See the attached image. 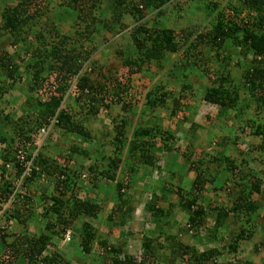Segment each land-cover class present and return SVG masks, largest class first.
Masks as SVG:
<instances>
[{"label":"trees","instance_id":"obj_1","mask_svg":"<svg viewBox=\"0 0 264 264\" xmlns=\"http://www.w3.org/2000/svg\"><path fill=\"white\" fill-rule=\"evenodd\" d=\"M0 1V105L8 108L15 103L16 96L11 98L12 103L6 94L12 96L21 90L22 98L18 106L22 113L17 119L2 114L4 108L0 107V144L5 146L0 152V198L4 202L15 193L14 185L4 178L10 165L15 178L23 179L26 192V196L15 194L23 202L21 207L10 204L11 212L5 213L7 220L14 219L21 226L20 230L12 234L6 226H0V264H70L53 241H65L70 229L76 234L79 258L91 260L90 264H105L107 260L110 264H146L145 257H158L162 246L170 250L165 257L169 264L175 260L218 264L221 255L236 256L241 242L256 236V231L239 226L223 247L202 251L182 241L184 231L200 241L199 230L207 219L213 221V228H207L212 234L220 228L227 231L229 225L236 224L234 220L245 219L244 224H251L256 212L264 208V0H239L238 6L228 3L221 9L210 0ZM195 5L200 6L197 12L206 11L208 15L201 28L161 23L162 16L168 15L179 24ZM93 10L94 15L90 12ZM243 11L247 16H241ZM66 20H71L67 35L54 32L55 24ZM108 34L121 35L111 41ZM8 45L19 47L20 52L9 55L4 50ZM100 51L123 59L127 79L139 73L149 78L142 93L143 104L131 106L134 112L127 103L117 106L125 100L128 85L122 87L117 82V87L107 88L92 77L97 61H92L90 72H81L82 64ZM181 51L184 58L178 56ZM204 59L218 64V72H210ZM188 73L209 81L202 100L217 107L218 118L231 116L227 134H233L241 122L242 130L254 139L260 138V144L249 143L251 147L245 152L234 150L232 155H225L210 146L211 133L205 154L197 159H192L193 150L179 155L194 173L188 186L182 187L180 176L171 167L159 166L160 153L173 152L171 145L176 138L160 126L159 113L169 106L173 115L180 108L181 91L189 85H182L178 76ZM235 78L238 84H234ZM170 85L180 89L178 96ZM71 86L74 96L68 93ZM67 101L71 105L66 109ZM244 101L248 108L241 107ZM117 107L124 114L116 111L112 130L91 126V118L101 108L112 115ZM145 110L150 119H142ZM196 127L192 124L190 129ZM41 129L47 133L57 129L68 140L76 138V144L69 143L65 157L62 152L54 158L46 152L26 150L24 161L17 159L24 143ZM227 134L215 143L216 147L223 146L230 137ZM199 140L194 131L190 143L201 144ZM235 140L244 141L239 137ZM78 142L86 143L87 148ZM255 161L259 167L252 165ZM70 163L74 167L70 168ZM41 177L53 183L55 190L47 194L41 185L39 191L29 186L39 185ZM141 178L146 180L143 186L138 185ZM131 184L139 189L131 190ZM92 190L96 196L87 199ZM29 195L35 196L42 208L38 217L32 213L34 207L27 208L28 201L33 202ZM178 211L185 215L186 229L177 227ZM33 218L44 226L28 236V222ZM134 221H140L137 233L143 260L139 261L119 239L116 243L108 240L119 235L117 229L130 227ZM148 222L153 223L151 230L146 228ZM126 234L133 236L130 231ZM260 245H264V238L254 244V254Z\"/></svg>","mask_w":264,"mask_h":264},{"label":"rangeland","instance_id":"obj_2","mask_svg":"<svg viewBox=\"0 0 264 264\" xmlns=\"http://www.w3.org/2000/svg\"><path fill=\"white\" fill-rule=\"evenodd\" d=\"M56 1H58L57 3H60V0H56ZM210 2L217 3L219 5V8L221 9L227 6L228 3L232 4V6H238L239 0H210ZM2 3L3 2L0 1V5H2ZM199 8H200L199 5H195L193 7L194 12L193 11L188 12V13L186 12L187 15L183 16L184 19H181V20L179 19L180 20L179 24L175 22L173 18L169 17L168 15L162 16L161 23L164 25V23H166L167 21L168 22L170 21L172 22V25H176L182 28H189L193 26L201 28V25H204L208 21L206 19L208 15H206V11L197 12ZM90 12L93 15L96 13L95 10L90 11ZM152 12L153 10L149 11L147 15L150 17L151 15H153ZM247 14L248 13L246 11H243L241 16L245 17L247 16ZM201 21H204L203 24H201ZM54 28H55L53 29L54 32H59V33H63L67 35L69 28H71V20H66V22L61 23V25L55 24ZM120 35L121 34L113 36L111 34H108L107 36L109 40L115 41L120 38ZM100 37L102 38V36ZM4 50H6V52L9 55L13 54L14 52H20L19 47H12L10 45L6 46ZM131 52L133 51H130L128 55L132 54ZM184 52L181 51L178 54V56L180 58H184ZM25 60L26 58L22 62H25ZM93 60L98 62V63H95L97 65H94V63H92ZM122 62H123V59L119 57L118 55L112 54V53L110 54L109 51H102V52L100 51L92 55L88 62L82 64L81 72L82 73L90 72L91 69H93V66H92L93 64L94 65V75H92V77L93 78L95 77L101 83H104V85L107 88H113L114 85L117 87V82L120 83L122 87L123 86L126 87L128 85L129 86L128 90L126 94L124 93L123 95V98L125 100L118 102L117 106L121 107L122 104L127 103L130 105V110L134 112L135 109L133 111L134 107H131V106H134V104H143L142 93H144L145 87L147 88V85L150 82V80L149 78L145 77V75H143L142 73L132 75L130 78L127 79V77H125L127 73V69L123 67ZM203 62L205 63L204 66H207L211 70L210 72H214V73L218 72L217 71L219 69L218 64L211 62V60L207 61L206 59H204ZM100 66H101V70H100ZM174 72L176 73V71ZM188 74H186L187 76L185 75L186 77L182 75L178 76L180 83L182 85H189L188 89L181 91L182 97L181 99H179L180 108L173 115H171L170 113L169 106L166 109L160 110V113H159V116L162 119L160 126L163 128V130H168L170 133L174 134V136L176 137L174 144L171 145L173 152L170 151L166 153L164 151L160 153V156L162 159L159 162L160 164L159 166H162L163 168L171 167L173 169V172L175 171L180 176L179 182L181 183L182 187L188 186V184L194 178V173L192 171H189L188 165H185V163L182 161V158H180L182 152L187 151V150H193L192 159H197L198 157L202 156L203 154H205L206 150L210 148L209 145L207 144V139L209 136L211 137V133L213 134V136L210 139V142H211L210 146H212L213 148H216L217 151H224L225 155H232L234 150L245 152L249 147H251L249 143L254 144V146L255 145L257 146L260 144V138L258 139L257 137V139L256 138L254 139L251 136H248V133L245 129L242 130L243 123L241 122L237 124L238 127H235L233 134H227V133H230L228 129H229V125L232 123L231 116H227L224 119L218 118L217 116L219 112H218L217 107L214 105L208 104L202 100V95H203L202 93H203L204 86H208L209 81L207 80V78L202 79L203 77L201 75H199L198 77L194 75L193 73H190L189 75ZM175 75H177V73ZM238 82H239V79L235 78L234 84H238ZM170 86H171L170 89L173 90L175 93H177L176 96H178L180 89L175 90L173 85H170ZM20 87H22V85H20ZM73 89L74 87L71 86L68 93L71 95L76 93ZM11 95L12 96H9V94H6L5 98H10V100L12 98L14 100V97L16 96L15 103H13V101L11 100L13 105H10L8 108L4 107L3 105L2 106L0 105V107L4 108V111L2 114L4 115L10 114L14 117V119H17L22 113V111L18 107L21 105L20 104L21 99H22L20 98L21 90H19V92H14ZM241 98L244 99V94H241ZM139 99H141V101H138ZM68 101L65 102L64 104V108L66 109L68 106L71 105V104L67 105ZM82 102L79 104H83ZM246 103L248 102L244 101L241 107L248 108V104ZM72 106H74V104H72ZM118 107L113 109L112 115L109 112L103 110V108H101L98 115L94 118L93 117L91 118V121H90L91 126L93 128L101 129L104 131H107V129L112 130V127L114 126V123L116 122V121L114 122L112 119H114L115 117H118L116 115L120 111L124 114V111H122L123 109H119ZM253 107H254V104H252L250 108L253 109ZM23 108L25 109V107ZM117 110L119 111L116 114ZM231 113L234 114L235 110H232ZM145 115H146L145 117L142 116L143 120L150 119L151 115L149 114V112L146 111ZM192 124H197L199 126L198 128L196 127L194 131L198 133L199 138H200L199 142L201 141L202 145L198 143L197 141L195 143H190V141H192V133L194 132L192 131V129H190V126ZM225 124L227 126L226 128H225ZM186 129H189V132L187 134H186ZM224 134H227L230 137L227 139L226 142L223 143V146L216 147L215 143L218 142V140ZM66 137H67L66 135H62L57 129H53L47 133L44 139V143L39 148H37L38 150L32 149L31 153L36 154L39 152H42V153L46 152L48 156L51 155V156H54L55 158V156H57L59 152H62L64 153L63 157H65L67 156L66 151L68 150V146L70 145L69 143L74 142L73 144H76L75 142L76 138L74 139L70 138L68 140ZM111 137L109 138L111 139ZM238 137L243 138L244 141L242 142V141L235 140ZM78 143H80L81 145L87 148L86 143L85 144H83L82 142H78ZM4 148L5 146L0 144V152H2ZM238 158L240 157L238 156ZM166 163H169V165H167ZM74 165L73 163H70L69 166L71 168V167H74ZM252 165L254 167L260 166V164H258L257 161H255V163H253ZM12 168H13L12 165H10V169H8V174H5L4 178H6V180L10 181L14 185L15 193L11 195L8 198V200L4 202H2V198H0V226L2 227L6 226L8 231L13 234V232L20 230L21 226L17 222H15L14 219L7 220L6 219L7 215L5 217V213L11 212L10 204L15 203L17 204V206L21 207L23 202L20 200V198H16L15 194L16 195L20 194L21 196H23L26 194V192H25V187H23L22 185L23 179L15 178L14 169ZM260 176H263V175H260ZM42 179L43 180L39 182V185L32 183L29 186L33 190L39 191L37 188L41 185L47 189L48 191L47 194L55 190L53 188V183H50V181L46 179V177H43ZM154 180L155 178L153 177L152 178L153 183L155 182ZM145 181L146 180L144 178H141L138 181L139 183L138 182L137 183L139 186L140 185L143 186V184H146ZM130 189L131 190L135 189L136 191L137 189H139V187H137V184L136 185L131 184ZM95 196H96V192L92 190L88 194L87 199L88 198L93 199ZM28 197L33 199V202L28 201L27 208L34 207V209H32V213L36 214V216L38 217L39 214H41L40 212L42 211V208L39 207L38 200L35 196H34L35 198L31 195H29ZM144 197L145 198L149 197V194H147ZM174 198L175 197H172L170 199L174 200ZM219 198L221 200L222 199L225 200L227 197H219ZM228 205L229 203L227 204V206ZM261 213L264 215V210H262ZM175 220L177 221L178 228L182 227L183 229H186V226H185L186 218L184 214H181V211H178L176 213ZM244 220L245 219L234 220L236 224L229 225L227 231L220 228L217 230V232L210 234L209 233L210 231H208L207 228L208 229L213 228V221L211 218L207 219L203 228L199 230V234L201 236L200 241L197 240L194 234L186 233V231H184L185 234H182L183 244H191L192 246L197 247V249L201 251L206 248L220 249L221 247H223V245H225L226 243L230 241L231 237L229 236V234L235 233V231L237 232V229H239V226H243V228L246 227V229L256 230L255 232L256 236L252 238L251 241L241 242L239 246V253L236 256H233V255L231 256L227 254L221 255L218 258V262H219L218 264H244V262L247 261L245 260V257L246 259L249 258V260L252 263L257 262L256 264H261L259 263L260 261H258V257L255 255L256 253L254 254V244H257L260 240L264 238V221L260 219V222L258 221V222H252L251 224H244L243 223ZM139 223L140 221H134V223H132L130 227H125V228L115 227V229L120 228V229H117L121 231L119 235L117 236L113 235V236L108 237V240L111 243H116L117 240L119 239L120 240L119 242L124 244V246H126L125 247L126 251L138 261L143 260V257H142L143 251L141 248V238H140L139 233H137L140 231ZM253 225L257 227H252ZM43 226H44L43 222L41 221L38 222L37 220H35V218L31 219L28 222L27 235L29 236V235L34 234L38 230H41ZM146 228H150L151 230L153 228V223L148 222ZM125 231L132 232L133 236L130 238L127 237V234L124 236L123 233H125ZM69 233H70L69 241H62V242L60 241L59 243V240H53L56 242L59 252L64 254L65 260L70 261V264H90L92 263L91 260L85 261L79 258L80 251L76 249L77 244L75 242L77 241L74 238L76 235L75 231H73V229H70ZM165 248L166 247H163V246L161 247V249L158 251V257H145L146 264H169L165 257L166 255L167 256L169 255L170 250H165ZM259 249L260 250L264 249V245H260ZM224 259L228 261H225ZM105 264H110V261L107 260ZM174 264H183V263H181L180 260H175Z\"/></svg>","mask_w":264,"mask_h":264},{"label":"built area","instance_id":"obj_3","mask_svg":"<svg viewBox=\"0 0 264 264\" xmlns=\"http://www.w3.org/2000/svg\"><path fill=\"white\" fill-rule=\"evenodd\" d=\"M47 132L44 129H41L38 134L33 136L30 140L24 143V146L21 150L18 151L17 159L24 161V157L26 156L27 151L32 152V149H37L41 146ZM37 151V150H36ZM30 166V162H25L26 171H28Z\"/></svg>","mask_w":264,"mask_h":264},{"label":"crops","instance_id":"obj_4","mask_svg":"<svg viewBox=\"0 0 264 264\" xmlns=\"http://www.w3.org/2000/svg\"><path fill=\"white\" fill-rule=\"evenodd\" d=\"M260 205L262 206L263 204L262 203H260ZM262 210H264V208H262V209H260L259 211H257L256 213H257V217H256V220H255V222H260V219L261 220H263L264 221V215L261 213V211ZM254 227H255V225H253ZM257 227V226H256ZM254 231H256V230H254ZM244 255V254H243ZM257 257H258V261H260L259 263H261V264H264V249H258L257 250V253L255 254ZM241 258V257H240ZM225 260V259H224ZM245 260H247V261H249V262H251L250 260H249V258H247L246 259V257H245ZM225 261H228V260H225ZM256 261V260H255ZM225 263H227V262H225ZM252 263V262H251ZM257 263V262H256ZM256 263H252V264H256Z\"/></svg>","mask_w":264,"mask_h":264},{"label":"clouds","instance_id":"obj_5","mask_svg":"<svg viewBox=\"0 0 264 264\" xmlns=\"http://www.w3.org/2000/svg\"><path fill=\"white\" fill-rule=\"evenodd\" d=\"M47 135V134H46ZM46 137V136H45ZM45 139V138H44ZM44 143V140H43V142H42V144ZM41 144V145H42ZM38 150V149H37ZM69 235H70V233H69V231H67L66 232V240L65 241H69V239H70V237H69Z\"/></svg>","mask_w":264,"mask_h":264}]
</instances>
